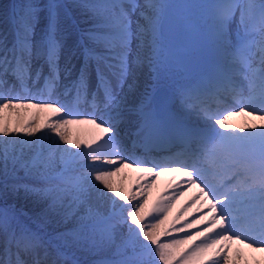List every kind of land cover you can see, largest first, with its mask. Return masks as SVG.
<instances>
[{"label": "snow or ice", "instance_id": "snow-or-ice-1", "mask_svg": "<svg viewBox=\"0 0 264 264\" xmlns=\"http://www.w3.org/2000/svg\"><path fill=\"white\" fill-rule=\"evenodd\" d=\"M10 22L11 39L0 33V264H249L242 248L264 254V0H25ZM167 81L171 91L158 92ZM210 100L239 110L218 114ZM16 109L35 111L13 124L3 113ZM69 125L95 131L75 141ZM122 125L144 159L126 154ZM165 145L181 150L154 163ZM124 169L139 173L135 191L113 180ZM165 174L172 190L153 202Z\"/></svg>", "mask_w": 264, "mask_h": 264}, {"label": "rangeland", "instance_id": "rangeland-1", "mask_svg": "<svg viewBox=\"0 0 264 264\" xmlns=\"http://www.w3.org/2000/svg\"><path fill=\"white\" fill-rule=\"evenodd\" d=\"M181 1L182 0H170V2H174V3H178ZM139 2L143 3V0H139ZM195 2H209V0H195ZM1 31L3 32L4 29L1 28V25H0V32ZM145 80H146V77L142 76L141 79L137 82L141 91L143 90V87L145 86ZM161 83L165 84L166 86H171V81L161 82ZM149 87H151V86L149 85ZM53 99H59V97H53ZM229 102H231L233 104V102L231 100H229ZM78 107H80V110L84 111V112L87 110H93L92 107H90V105H89V107L88 106L84 107L83 105L78 106ZM226 108L227 109L235 108V110H237V111L239 110V106L234 105V104L232 106L226 107ZM34 111L35 110H33V109H16L15 111L6 110L3 113V115H4L6 120L15 124L18 121L23 122V121L30 119V117ZM85 113H87V112H85ZM218 114H219V112H218ZM249 119H250L249 117H245V116H235V117H233V119L230 122L234 123V124L242 125L246 121H248ZM121 127H122L121 138H122L123 144L128 148V146H129L128 144L131 142V138L126 135V133L128 131L127 127L125 125H122ZM216 127L218 129V126H216ZM64 131H65L66 136H68L69 138H71L75 141H87L93 136L95 130L89 125H69ZM219 131H223V130H219ZM42 134L43 133H41V135ZM50 135L52 136L53 140H58V137H55L54 134H50ZM19 138H26V137H23L21 134V136ZM46 143H48V142H46ZM59 147L64 148L66 146L61 142V143H59ZM82 147H84V146L82 145ZM70 150L75 151L74 149H70ZM110 150H111L110 148L106 149V151H110ZM217 151L222 154L223 152L226 151V146H220L217 149ZM126 154L136 158L137 154H138L137 147H133L132 145H130L128 148V152ZM138 175H139V173L134 172L132 169H124V171L118 177L119 178L118 183L123 187H131L132 190L135 191L136 186L133 183V181L135 180V178ZM172 179H173L172 174H165L164 176L163 175L160 176L159 180L156 182V187L152 190V196H153L154 200H156L155 197L158 198L157 193L160 192V195H161L162 191L164 189L165 190H164L163 194H167L168 191L172 190V188L169 186ZM182 181H183V177H181L178 181H176V183H182ZM197 193H198V189L195 187L187 189L186 194L180 198V200L176 204L175 208L172 209V214L169 216V221H171L172 218L177 214V212L181 208V206L190 202L191 198H193L195 195H197ZM155 194L157 196H155ZM108 195L111 196L112 194L109 193ZM117 203H123V202L117 200ZM199 207H200L199 204L193 205L192 208L188 211L186 219L190 220V219L195 218L197 215H199V213L197 212V209ZM202 212H207V209L206 208L203 209ZM145 222H147V221H145ZM178 226L179 225H177V227ZM203 226L204 225L201 224L200 227H203ZM237 227L243 229L244 227H246V224L241 220V222L238 223ZM189 231H195V229H192ZM174 235L183 236L185 234L184 233H174ZM168 239H169V237H167V236L161 237L162 241L168 240ZM232 247L234 249L233 251H235L237 248H242V246H240V245H235ZM242 250L245 253V256L248 258L249 264H254V261L252 258H255V260H264V254L253 253L247 248H242Z\"/></svg>", "mask_w": 264, "mask_h": 264}, {"label": "trees", "instance_id": "trees-1", "mask_svg": "<svg viewBox=\"0 0 264 264\" xmlns=\"http://www.w3.org/2000/svg\"><path fill=\"white\" fill-rule=\"evenodd\" d=\"M25 0H0V25L4 31L0 33H8L9 39H11V29L12 25L10 22V18L13 14L14 9L17 8L18 5L24 3ZM37 3L46 4L48 0H36ZM60 2L65 4H70L72 0H60ZM78 15V14H77ZM91 259L92 257H82Z\"/></svg>", "mask_w": 264, "mask_h": 264}, {"label": "bare ground", "instance_id": "bare-ground-1", "mask_svg": "<svg viewBox=\"0 0 264 264\" xmlns=\"http://www.w3.org/2000/svg\"><path fill=\"white\" fill-rule=\"evenodd\" d=\"M128 171V170H127ZM164 176V175H163ZM119 175L118 176H116V177H114L113 178V180L115 181V183L118 185V186H121L119 183H118V180H119ZM121 183V182H120ZM158 194V193H157ZM155 196H157L156 194H155ZM155 199L157 200V197H155ZM156 200H154V198H153V196H152V201H156ZM150 219V218H149ZM233 246H235V245H233Z\"/></svg>", "mask_w": 264, "mask_h": 264}, {"label": "water", "instance_id": "water-1", "mask_svg": "<svg viewBox=\"0 0 264 264\" xmlns=\"http://www.w3.org/2000/svg\"><path fill=\"white\" fill-rule=\"evenodd\" d=\"M173 23H174V25L176 24L175 22H173ZM157 90H158V92H159V90L162 91L163 87L159 85Z\"/></svg>", "mask_w": 264, "mask_h": 264}]
</instances>
